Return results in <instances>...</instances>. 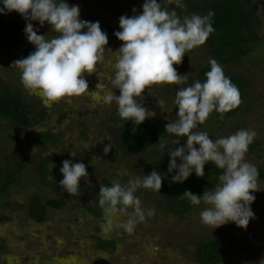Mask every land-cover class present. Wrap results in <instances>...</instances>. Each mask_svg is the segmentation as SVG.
<instances>
[{"label":"rangeland","instance_id":"rangeland-1","mask_svg":"<svg viewBox=\"0 0 264 264\" xmlns=\"http://www.w3.org/2000/svg\"><path fill=\"white\" fill-rule=\"evenodd\" d=\"M203 1L183 0L185 7L180 8L161 0L163 7L170 11L175 9L181 18L200 14L199 5ZM249 1L255 11L258 45L236 62L225 64L215 58L226 75L247 79L248 96L236 114L228 117L209 115L207 122L195 130L207 131L214 140L241 128L255 131L253 141L257 143L249 145L245 159L258 169L259 164H264V0ZM143 2L67 0L70 6H79L80 19L99 21L101 30L108 36L104 60L97 63L96 72L83 73L89 92L94 91L98 83H103L119 94L108 79L114 75V51L123 43L114 32L120 30L119 17L139 14ZM1 14L4 18L18 17L28 22L15 10ZM30 22L37 34L58 35L47 22L42 26L38 21ZM34 50L35 45L27 40L26 34L14 44H0V86L24 94L34 106L28 125L0 118V172L15 163L21 164L17 185L9 186L4 194H0V214L5 216L0 221V264H200L196 258L197 243L208 239L219 240L226 249L220 264H260L264 260V175L258 177L259 190L254 191L255 200L250 205L255 216L246 228L234 222L214 229L203 224L199 216L206 206L203 203L185 213L175 212L166 199L164 181L159 192L141 187L135 193L145 209L155 210L154 215L137 224L132 234L116 227L127 219V215L109 214L101 208L98 202L100 185H110L113 181L126 184L130 178L149 174L154 169L164 178L170 160L168 150L185 144L187 136H180L178 143H172L175 136L162 138L167 142L166 149L158 145L159 139L143 153L122 152L114 141L115 127L122 123L115 102L104 104L82 94L64 97L46 106L37 93L22 85L19 70L12 63ZM210 58L214 57L204 44L188 50L181 63L173 65L178 74L188 77L183 84H156L146 88L137 99L155 113L148 119L164 124L174 121L178 112L173 103L177 90L201 80L198 72L210 67ZM41 133L50 134L53 141L42 145ZM106 145L111 146L108 152L104 151ZM70 152L77 155L72 157ZM65 159L86 165L88 176L80 180V186L86 188L79 189L77 194H69L62 186L56 188L49 183L53 180L50 179L53 171L62 166ZM51 161L54 167L50 172ZM41 164L47 169L43 183L39 172ZM31 194H37L41 200L56 199L59 208L48 207L44 220L36 223L27 216L26 207L14 205L8 208L5 205V201L15 204ZM89 206L99 208L101 215L91 214ZM110 215L114 226L106 230ZM99 239H107L110 244L102 247Z\"/></svg>","mask_w":264,"mask_h":264},{"label":"clouds","instance_id":"clouds-1","mask_svg":"<svg viewBox=\"0 0 264 264\" xmlns=\"http://www.w3.org/2000/svg\"><path fill=\"white\" fill-rule=\"evenodd\" d=\"M163 3L185 7L183 0H163ZM0 4L3 5L0 13L15 10L28 21L24 32L35 50L12 63L19 70L26 89L37 93L46 106L64 97L82 94L104 104L115 102L122 122L131 119L136 125L155 115L137 98L152 85L183 84L188 77L178 74L173 65L180 64L188 50L203 45L215 32L211 10L207 15L193 13L181 18L175 9L170 11L163 7L161 0H144L142 12L121 15L120 30L114 32L123 43L114 51V75L108 79L119 94L103 83H98L96 89L89 92L83 73L96 72L108 44L107 33L101 30L99 21L80 19L79 6H70L67 0H0ZM30 21H38L41 26L47 22L58 35L37 34ZM209 65L210 70L204 74L206 79H197L176 92L173 103L178 112L174 121L165 125V130L175 134L172 143H178L182 135L187 136V140L174 150H168V172L176 170L171 177L173 183L183 182L193 172L203 177L205 164L213 162L222 170L218 183L205 189L202 195L185 190L181 198H186L192 205H206L199 216L201 222L212 229L228 222L246 228L255 216L250 207L255 200L253 193L259 190V171L245 159L256 132L241 128L214 140L207 131L195 130L213 111L223 115L241 103L238 87L225 75L218 61L210 58ZM158 145L167 148V142L161 139ZM110 147L106 145L104 151L108 152ZM70 155L75 157L77 154L70 152ZM176 158L180 159L179 164ZM48 167L51 172L54 162L51 161ZM59 171L63 178L58 183L69 194H77L81 178L88 176L86 165L71 159L63 160ZM50 179L55 177L52 175ZM161 186L162 175L154 169L149 174L130 178L126 184L119 181L101 184L98 202L106 213L126 214L127 219L115 226L132 234L137 224L155 214L154 209L142 206L135 193L141 187L159 192ZM113 226L110 215L106 230ZM260 264H264V260Z\"/></svg>","mask_w":264,"mask_h":264},{"label":"trees","instance_id":"trees-1","mask_svg":"<svg viewBox=\"0 0 264 264\" xmlns=\"http://www.w3.org/2000/svg\"><path fill=\"white\" fill-rule=\"evenodd\" d=\"M199 8L200 15H207L210 10L214 12L212 22L215 32L208 37L204 45L219 62L225 64L236 62L248 56L254 47L258 45L259 35L254 29L256 16L249 0H204ZM25 27L26 22L23 19L18 17L4 18L0 13V44H14L17 42L25 35ZM208 70H210V67L199 70L201 81L206 79L204 74ZM226 76L230 77L231 81L238 87L241 103L223 115L213 111L210 114L211 116L228 117L236 114L240 110L243 100L248 96L249 83L244 76ZM33 107L31 100L24 94L11 92L7 86H0V118L13 121L18 125H28L31 123ZM207 120L198 126H203ZM165 125L162 122L148 118L139 125H136L131 119L126 120L115 127V145L126 154L143 153L157 140L162 138L171 139L175 136V134H170L165 130ZM39 138L42 145L53 141V137L48 133H41ZM176 159L179 164L180 159ZM20 167L21 164L18 162L0 172V194H4L9 186L17 185ZM60 167L53 171L52 175L55 179L49 182L51 186L56 188L61 186L58 181L63 178L62 173L59 171ZM261 168L259 175L263 176L264 168ZM221 171L213 162L209 161L205 164V175L203 177H199L193 172L185 181L173 183L171 177L175 175L176 170L169 173L167 169L165 179L162 178V182L164 181V191L168 204L178 213L191 211L197 206L192 205L186 198L182 199L181 194L185 190H190L194 194L202 195L205 189L215 186ZM39 172L40 181L43 183L47 174L45 164L40 165ZM85 188L86 186H80L79 189L83 190ZM31 198L29 214L35 217L37 221L44 220L47 207L55 208L59 206V201L56 199L41 200L37 194L31 196ZM5 205L8 208L14 205L17 208L24 207L22 204H14L8 201H5ZM92 212L100 214V210L97 208H92ZM4 217L3 214L0 215V220ZM106 243L101 242L100 246L103 247ZM225 256L226 249L217 239H208L197 243L196 258L200 264H220Z\"/></svg>","mask_w":264,"mask_h":264},{"label":"flooded vegetation","instance_id":"flooded-vegetation-1","mask_svg":"<svg viewBox=\"0 0 264 264\" xmlns=\"http://www.w3.org/2000/svg\"><path fill=\"white\" fill-rule=\"evenodd\" d=\"M255 144L257 143V142H255V141H253ZM261 167H263L264 168V164H259L258 165V171H260L262 168ZM24 194V197H26L27 195L25 194V193H23ZM33 195H35V194H31L28 198H23L22 200H17V202H15V204H22V205H24V207L23 208H25L26 210H27V216L29 217V218H31V219H33L36 223H40V222H42V221H37V219L35 218V217H32L30 214H29V208L31 207V202H32V198H31V196H33ZM48 208V207H47ZM47 208L45 209V215H44V217L46 216V213H47ZM56 208H59V206L58 207H55V209ZM92 208H97V207H95V206H89V210H90V212H91V214H93L94 216H100L101 215V211H100V214H96V213H94V212H92ZM97 209H99V208H97ZM0 215H2V214H0ZM1 221V220H0ZM101 242H107V244H110V241H108L107 239H99V244L101 243Z\"/></svg>","mask_w":264,"mask_h":264}]
</instances>
